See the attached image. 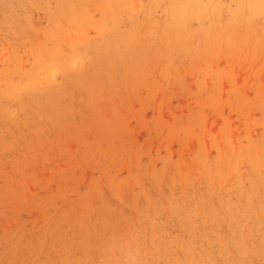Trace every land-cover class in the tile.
<instances>
[{"label": "rangeland", "instance_id": "374dc122", "mask_svg": "<svg viewBox=\"0 0 264 264\" xmlns=\"http://www.w3.org/2000/svg\"><path fill=\"white\" fill-rule=\"evenodd\" d=\"M88 1L0 0V264H264L261 12Z\"/></svg>", "mask_w": 264, "mask_h": 264}, {"label": "bare ground", "instance_id": "6f19581e", "mask_svg": "<svg viewBox=\"0 0 264 264\" xmlns=\"http://www.w3.org/2000/svg\"><path fill=\"white\" fill-rule=\"evenodd\" d=\"M88 1V0H87ZM92 1V0H91ZM90 1V2H91ZM213 1L210 5V6H207V1L206 0H176V3L178 4L177 8H171L169 7V9L167 10V12H169L170 14V18H171V21L168 22L170 27H172L173 29L176 28L175 26V23H179V20L180 19H184L186 20L187 18L191 19V18H196L198 20H202L204 17L206 16H215L217 15L218 11H220L224 6H225V2L227 0H211ZM234 0H228L229 3L233 2ZM89 2V1H88ZM93 2V1H92ZM91 2V3H92ZM101 2V1H100ZM72 3V2H71ZM102 4V3H100ZM134 4V2H133ZM210 4V3H209ZM242 4V8L244 9H247L246 11H252L253 13L257 14L259 12H262L261 10V7H260V0H243V2L241 3ZM74 5V4H73ZM224 10V9H223ZM85 11V10H84ZM243 11V10H242ZM222 12V10L220 11V13ZM238 13V12H237ZM246 13V12H244ZM28 14V13H27ZM83 14V13H82ZM247 14V13H246ZM88 15V14H87ZM238 16L240 14H237ZM86 16V15H85ZM220 16V15H219ZM218 16V17H219ZM234 16V15H233ZM236 16V15H235ZM221 17V16H220ZM226 17V15H225ZM236 18H239V17H236ZM214 19L211 18V20ZM217 19V18H216ZM250 23V22H249ZM205 24V23H203ZM229 25V24H228ZM255 25V24H254ZM16 28V27H14ZM192 29L189 31L191 32ZM15 32V31H14ZM18 32V31H17ZM175 32V31H174ZM232 32V31H231ZM216 33V32H215ZM176 34V32H175ZM246 34V33H245ZM251 34V33H250ZM201 35V33H195L194 34V37L195 38H199ZM249 36V35H248ZM253 36V35H251ZM255 36V35H254ZM259 36V35H258ZM177 37L176 35L173 34V36L171 37V39ZM74 39V38H73ZM255 39V38H254ZM59 40V39H58ZM212 40V39H211ZM262 43V42H261ZM264 44V43H263ZM55 50H56V46L54 47ZM50 56H51V59L46 61V62H43V61H40L38 63V65L34 68L35 72H37V75H32V82L35 84V85H41L43 87H47V86H50L53 80V78L55 77V75L57 74V71L52 72L50 73V71H53V66H55V68H60V67H63L65 64H63L64 60L65 59H69V58H66V56H62V55H59L60 53H53V52H49ZM63 54V53H61ZM65 58V59H64ZM78 58V60H77ZM141 58V56H140ZM73 59V62H76L75 63H79L81 62L82 60V57L79 53H77L76 55H74V57L72 58ZM48 69H51V70H48ZM21 75V74H19ZM4 77V76H3ZM12 79V78H11ZM10 79V85H13V79L11 80ZM3 80V79H2ZM7 80V79H5ZM49 83V84H48ZM7 85V84H6ZM16 86H12L9 90H8V93L9 95L13 98V97H17V98H20V92L22 90H24L28 85H30V83H27L25 86H20V87H17L20 85V83L18 84H15ZM16 91V92H14ZM25 91V90H24ZM3 93H6V92H3ZM17 98H14V99H17ZM2 100V99H1ZM219 119V118H218ZM246 119V118H245ZM231 127V126H230ZM212 129V128H211ZM217 130V129H216ZM232 132V131H231ZM251 133V132H250ZM230 134V133H229ZM252 134V133H251ZM227 139V138H226ZM240 145V144H239ZM245 151V149H244ZM248 152V151H247ZM251 154V153H250ZM228 155H226L227 157ZM234 157V156H233ZM228 161V159H227ZM233 164V163H232ZM215 165V164H214ZM179 166V165H178ZM177 167V166H176ZM226 168V166H224ZM216 170V169H215ZM224 170V168H223ZM222 172V171H221ZM224 172V171H223ZM215 180V179H214Z\"/></svg>", "mask_w": 264, "mask_h": 264}, {"label": "snow or ice", "instance_id": "6c2138e0", "mask_svg": "<svg viewBox=\"0 0 264 264\" xmlns=\"http://www.w3.org/2000/svg\"><path fill=\"white\" fill-rule=\"evenodd\" d=\"M260 7H261V15L262 17H264V0H260ZM58 68H55V66H53V72L55 73V71H58ZM3 264H8L7 261L3 262ZM15 264H21V262H15Z\"/></svg>", "mask_w": 264, "mask_h": 264}]
</instances>
